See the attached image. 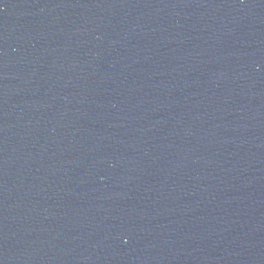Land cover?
<instances>
[{"label":"water","instance_id":"water-1","mask_svg":"<svg viewBox=\"0 0 264 264\" xmlns=\"http://www.w3.org/2000/svg\"><path fill=\"white\" fill-rule=\"evenodd\" d=\"M0 264H264V0H0Z\"/></svg>","mask_w":264,"mask_h":264}]
</instances>
